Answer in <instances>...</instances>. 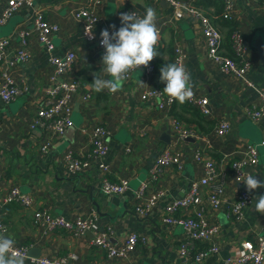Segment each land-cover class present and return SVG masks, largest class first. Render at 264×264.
I'll list each match as a JSON object with an SVG mask.
<instances>
[{
	"label": "crops",
	"instance_id": "0c3cea01",
	"mask_svg": "<svg viewBox=\"0 0 264 264\" xmlns=\"http://www.w3.org/2000/svg\"><path fill=\"white\" fill-rule=\"evenodd\" d=\"M86 1L35 0L31 7L19 10L0 27V37H11L17 44L18 30L33 27L37 14L42 12L49 22L60 28L54 34L52 53L61 57L74 50L77 54L74 66L65 78L78 77L82 86L74 97L73 125L64 135L54 139L47 152H41V143L48 134L39 126L32 127L31 122L37 109L53 100L52 91L57 81L51 80L50 52L36 35L30 38V60L13 70L17 79L25 80V90L11 103L6 104L0 98V175L3 180L0 220L9 226L7 235L14 239L15 245L30 246L26 264H38L36 260L40 257L71 253L78 255L72 264H197L196 252L208 243L197 241L187 257L179 256L184 229L165 223L163 208L173 198L182 197L192 180L204 175V166L196 159L198 152H202L227 172V186L217 212L207 205L208 216L221 226L216 241L220 251L205 258L201 264H241L230 260L241 254L244 240L254 241L262 229L264 214L255 211V203L256 197L264 195V188L251 192L252 203L244 209L241 219L232 218L231 205L239 191L246 189V184L235 182L231 163L249 144H258L263 139L264 117L254 121L246 114L248 108L260 103L258 91L240 78L226 75L210 61L207 40L199 22L188 14L183 19H176L166 0H105L100 8L101 19L90 27L73 16ZM207 1L208 4L204 0L196 5L210 12L218 25L221 21L224 49L231 52V29H239L252 62L247 77L256 86L264 88V58L255 46L259 45L257 37H261V41L264 39V0H234L233 19L227 20L214 14L213 0ZM148 6L156 10L157 26L163 28L162 42L156 50L159 56L153 59L158 75L151 78L144 69H137L122 83L121 90L111 93L105 89L97 93L92 87L94 74L110 78L104 71L103 52L98 45L101 30L110 25L120 28L122 10L134 7L146 14ZM86 29L92 30L94 39L89 38ZM177 40L188 52L186 69L191 75L193 89L200 97L208 99V114L189 101L174 102L168 108L160 109V98L141 97L147 87L166 86V82L160 80V69L166 63H173V47ZM140 80L145 84L138 83ZM88 94L89 99L84 100L83 96ZM174 120H178L187 132L193 130V135L182 137ZM221 120L230 123V130L218 135L215 128ZM97 124H103L111 131L109 150L102 158L108 165V172L101 169V160L96 159L88 169L73 176L63 157L68 151L80 157L87 156L92 151L91 128ZM166 150L181 155L183 168L170 165L159 180L153 181L151 189L161 187L165 195L156 208L141 217L136 211V190L149 179L158 158ZM258 151L260 160L248 171L264 180V147L259 146ZM104 177L112 181L128 178L130 187L122 195L105 194L101 189ZM16 186L35 198L33 208L4 203L9 191ZM34 208H48L67 219L95 210L99 217L92 230L83 236L63 229L45 232L34 222ZM175 216H185V211H179ZM108 225L114 228L113 243H120L133 233L144 239L128 259H110L105 250L91 244L95 235Z\"/></svg>",
	"mask_w": 264,
	"mask_h": 264
},
{
	"label": "built area",
	"instance_id": "2783aa9c",
	"mask_svg": "<svg viewBox=\"0 0 264 264\" xmlns=\"http://www.w3.org/2000/svg\"><path fill=\"white\" fill-rule=\"evenodd\" d=\"M34 1L0 0V27L5 25L19 10L31 7ZM166 1L173 8V15L176 19H183L188 14L199 22L202 34L207 40L208 59L210 61L214 62L226 75H234L258 91L260 103L253 108H248L246 110L247 116L254 121H259L264 117V88L256 86L247 77L252 62L248 58V45L244 41L240 30L235 29L231 33V52H228L223 47L224 35L210 12L196 5V2L204 0H192L190 2L183 0ZM104 2L105 0H87L86 5L75 10L73 16L77 20L84 21L90 27L101 19L100 8ZM234 9V0H225L223 18L233 19ZM124 12H135L139 17L145 15L134 7L121 11V13ZM158 27L160 29V38L156 50L162 42L163 35V28ZM59 29L58 24L49 22L44 14L39 12L34 20L33 27L20 28L18 30L19 42L17 44L13 43L11 37H0V98L6 104L16 100L25 90V80L23 78L17 79L13 74V70L18 65L30 60V38L36 35L38 41L50 52L51 80L57 81V85L52 91L53 100L40 106L31 122L32 127L39 126L48 134L41 143V152H47L52 147L54 139L64 135L67 129L73 125L74 97L80 92L82 87L80 78H65V75L71 72L77 59L76 52L69 50L61 57L52 53V50L55 48L54 34ZM106 29L111 34L119 28L115 27L113 29L108 27ZM101 39L100 36L98 45L104 54L106 49L101 45ZM173 51V63L182 64L186 67L188 52L180 40L175 41ZM137 69H144L151 78L158 75V69L153 60L149 63L148 67L140 66ZM135 70L129 73V78ZM193 91L194 95L188 101L199 106L203 113L208 114L210 112L208 109V99L205 96L200 97L194 89ZM151 96L160 98V109H166L174 103L170 102L168 96L155 86L147 87L141 93L143 99ZM89 97V94L84 95L83 99L88 100ZM174 124L182 137L193 135V130L187 132L182 128L178 120H174ZM229 130L230 123L221 120L215 128V133L222 135ZM110 134V129L105 125H94L90 132L92 151L85 157L77 156L72 151H68L64 155V164L73 176L79 175L88 169L91 166V162L96 159L101 160V169L104 172H108V165L102 161V158L109 150L108 139ZM259 146L264 147V136L260 143L249 144L241 152L240 157L232 161L231 170L236 183L243 182V179L248 175V168L259 162ZM196 159L202 162L204 175L192 180L188 191L182 197L173 198L168 202L163 208V221L169 225L183 227V239L178 249V254L181 257H187L190 254L191 246L195 242L204 241L208 243L206 247L198 250L195 254L196 263L201 264L205 258L211 254H218L220 251V246L216 241H218L217 238L221 233V226L217 220L211 219L208 216L207 205L210 206L214 213L220 209L226 192L227 172L223 168H220L216 161L206 158L202 152H198ZM173 164H177L179 168H183L181 155L175 154L170 150L164 151L154 165L149 179L143 182L139 189L136 190L135 194L138 202L136 211L141 217H146L148 213L157 207L159 201L164 197L165 190L163 188L151 189V186H153L154 180H159L163 175L165 168ZM2 183L3 180L0 175V187ZM129 187L130 181L128 178L112 181L108 177H104L101 183L102 191L109 195H122ZM204 188H207V190H204ZM252 200L251 192L241 189L231 205V217L236 220L241 219L244 209L252 203ZM4 203H15L23 207L33 208L36 202L31 194L23 192L16 186L9 191L4 199ZM182 210L185 211V216H175L177 212ZM33 217L35 224L45 232L63 229L72 232L76 236H83L92 230L98 220L99 214L97 211L92 210L87 214L67 219L64 216L53 213L48 208H34ZM5 229L6 234H8L9 226L0 220V231ZM113 234V226L108 225L91 240V244L105 250L110 259H128L136 250L138 243L144 240L138 234L133 233L126 240L120 243H113L111 241ZM29 249L30 246L15 245L14 250L26 256ZM77 258V254L71 253L60 257H40L36 262L38 264H72V261ZM230 261L241 264L264 263V224L261 231L255 236V240H244L242 242L241 254L235 260L231 259Z\"/></svg>",
	"mask_w": 264,
	"mask_h": 264
},
{
	"label": "clouds",
	"instance_id": "9594fccd",
	"mask_svg": "<svg viewBox=\"0 0 264 264\" xmlns=\"http://www.w3.org/2000/svg\"><path fill=\"white\" fill-rule=\"evenodd\" d=\"M120 21L122 26L111 34L108 29H102L100 32L102 38L100 43L106 49L102 55V63L105 65V73L110 78L105 79L94 74L92 87L97 93L105 89L116 93L121 90L122 83L129 78L130 72L140 66L148 67L149 63L159 56L156 46L160 38V29L153 7L148 6L143 17H139L135 12L121 13ZM110 27L115 29V25ZM86 32L89 38H95L92 30L86 29ZM160 72V80L166 82L163 91L170 102L183 104L192 98L194 91L191 75L184 65L166 63ZM138 83L145 84L142 80ZM243 181L249 192L264 188V180L256 178L252 172H248ZM255 211L264 214V195L256 197ZM14 249V239L6 234V229L0 231V264H26L27 257Z\"/></svg>",
	"mask_w": 264,
	"mask_h": 264
},
{
	"label": "trees",
	"instance_id": "16d2710c",
	"mask_svg": "<svg viewBox=\"0 0 264 264\" xmlns=\"http://www.w3.org/2000/svg\"><path fill=\"white\" fill-rule=\"evenodd\" d=\"M208 1L206 0V3H207ZM208 4V3H207ZM212 4H214V6H216L215 7V10H216V12L214 11V14H217L218 16H221V18H223V11H224V7H225V0H213L212 1ZM212 15V14H211ZM224 19V18H223ZM225 20H227V19H225ZM214 21H215V19H214ZM216 22V21H215ZM218 22H219V20H218ZM218 25V24H217ZM219 25H220V29L222 28V25H221V21L219 22ZM218 25V26H219ZM236 28L234 27V28H232L231 29V33L233 32V30H235ZM231 35V34H230ZM156 64V63H155ZM158 88H160L162 91H163V88H161V87H159L158 86ZM164 92V91H163ZM215 126V125H214ZM214 126L212 127V128H214Z\"/></svg>",
	"mask_w": 264,
	"mask_h": 264
},
{
	"label": "water",
	"instance_id": "95a60500",
	"mask_svg": "<svg viewBox=\"0 0 264 264\" xmlns=\"http://www.w3.org/2000/svg\"><path fill=\"white\" fill-rule=\"evenodd\" d=\"M257 40L259 41V45H255V46L258 48L262 57L264 58V39L263 41H261V37H257Z\"/></svg>",
	"mask_w": 264,
	"mask_h": 264
}]
</instances>
